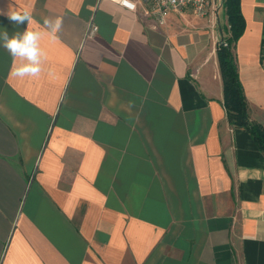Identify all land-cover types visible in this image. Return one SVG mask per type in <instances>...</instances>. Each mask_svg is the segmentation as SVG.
Wrapping results in <instances>:
<instances>
[{
  "label": "crops",
  "instance_id": "obj_1",
  "mask_svg": "<svg viewBox=\"0 0 264 264\" xmlns=\"http://www.w3.org/2000/svg\"><path fill=\"white\" fill-rule=\"evenodd\" d=\"M240 9L233 51L264 127V0ZM221 13L0 0V32L40 31L46 53L18 78L0 48V264H264V153L226 117Z\"/></svg>",
  "mask_w": 264,
  "mask_h": 264
},
{
  "label": "trees",
  "instance_id": "obj_2",
  "mask_svg": "<svg viewBox=\"0 0 264 264\" xmlns=\"http://www.w3.org/2000/svg\"><path fill=\"white\" fill-rule=\"evenodd\" d=\"M220 11L226 17V25L221 30L224 33L223 43L217 45V59L222 78L223 107L231 125L245 127L260 150L264 153V127L251 121L248 104L241 85L234 55V43L245 28V20L240 9V0H222Z\"/></svg>",
  "mask_w": 264,
  "mask_h": 264
},
{
  "label": "clouds",
  "instance_id": "obj_3",
  "mask_svg": "<svg viewBox=\"0 0 264 264\" xmlns=\"http://www.w3.org/2000/svg\"><path fill=\"white\" fill-rule=\"evenodd\" d=\"M122 3L129 8H134L130 0H122ZM7 15L11 21L18 24L31 21V16L27 11L23 13L9 12ZM44 25L49 30L47 35L50 39L55 40L61 29L62 21L59 18L54 21L46 18L44 19ZM43 35L40 31L28 29L22 33L15 32L11 36L6 30L0 32V48L6 50L14 59H20L19 65L14 66L11 70L14 77H38L42 73V64L46 59V53L40 46ZM48 75L54 77L55 73L49 69Z\"/></svg>",
  "mask_w": 264,
  "mask_h": 264
},
{
  "label": "built area",
  "instance_id": "obj_4",
  "mask_svg": "<svg viewBox=\"0 0 264 264\" xmlns=\"http://www.w3.org/2000/svg\"><path fill=\"white\" fill-rule=\"evenodd\" d=\"M116 2L133 11L138 10L139 6H144L161 19L170 11L183 9H190L199 17H206L210 14L217 16L222 5L221 0H130L134 8H129L122 3V0H116ZM219 6L220 8L218 9ZM97 29L95 24L90 23L85 31V38L91 37Z\"/></svg>",
  "mask_w": 264,
  "mask_h": 264
},
{
  "label": "rangeland",
  "instance_id": "obj_5",
  "mask_svg": "<svg viewBox=\"0 0 264 264\" xmlns=\"http://www.w3.org/2000/svg\"><path fill=\"white\" fill-rule=\"evenodd\" d=\"M224 20H225V15H224V13H221V15H220V22H218L217 23V26H216V33H217V40H218V42L220 40V37L224 35V33L221 30V24L222 25L224 24Z\"/></svg>",
  "mask_w": 264,
  "mask_h": 264
},
{
  "label": "water",
  "instance_id": "obj_6",
  "mask_svg": "<svg viewBox=\"0 0 264 264\" xmlns=\"http://www.w3.org/2000/svg\"><path fill=\"white\" fill-rule=\"evenodd\" d=\"M222 1V0H221ZM220 8V6L218 7V9ZM218 19V15L216 16ZM219 43H223V36L220 37Z\"/></svg>",
  "mask_w": 264,
  "mask_h": 264
}]
</instances>
